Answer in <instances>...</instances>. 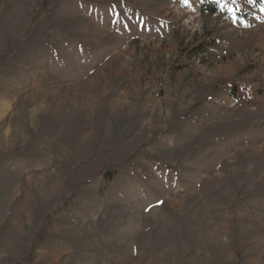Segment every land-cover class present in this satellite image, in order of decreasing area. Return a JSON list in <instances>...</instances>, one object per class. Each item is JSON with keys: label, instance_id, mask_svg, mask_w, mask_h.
<instances>
[{"label": "rangeland", "instance_id": "374dc122", "mask_svg": "<svg viewBox=\"0 0 264 264\" xmlns=\"http://www.w3.org/2000/svg\"><path fill=\"white\" fill-rule=\"evenodd\" d=\"M0 264H264V0H0Z\"/></svg>", "mask_w": 264, "mask_h": 264}, {"label": "trees", "instance_id": "16d2710c", "mask_svg": "<svg viewBox=\"0 0 264 264\" xmlns=\"http://www.w3.org/2000/svg\"><path fill=\"white\" fill-rule=\"evenodd\" d=\"M204 10H207L209 13H215V11H216V8H215V6L212 4V3H207L205 6H204V8H203Z\"/></svg>", "mask_w": 264, "mask_h": 264}, {"label": "snow or ice", "instance_id": "6c2138e0", "mask_svg": "<svg viewBox=\"0 0 264 264\" xmlns=\"http://www.w3.org/2000/svg\"><path fill=\"white\" fill-rule=\"evenodd\" d=\"M233 2H235V0H233ZM249 2H251V0H249ZM221 7H224V5H221ZM229 11H231V9H229Z\"/></svg>", "mask_w": 264, "mask_h": 264}]
</instances>
